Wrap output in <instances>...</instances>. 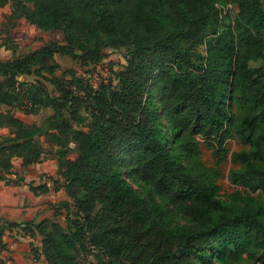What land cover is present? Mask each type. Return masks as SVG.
Listing matches in <instances>:
<instances>
[{
	"label": "trees",
	"instance_id": "1",
	"mask_svg": "<svg viewBox=\"0 0 264 264\" xmlns=\"http://www.w3.org/2000/svg\"><path fill=\"white\" fill-rule=\"evenodd\" d=\"M6 4L10 20L63 34L0 60V127L13 134L0 140V180L13 159L40 160L38 137L75 153L61 172L71 216L22 227L46 264H81L91 249L94 264H264V0ZM110 48L123 49L115 83L55 74V55L89 66ZM14 104L53 112L27 125L1 110ZM231 139L245 148L231 154L237 189L222 194Z\"/></svg>",
	"mask_w": 264,
	"mask_h": 264
},
{
	"label": "rangeland",
	"instance_id": "2",
	"mask_svg": "<svg viewBox=\"0 0 264 264\" xmlns=\"http://www.w3.org/2000/svg\"><path fill=\"white\" fill-rule=\"evenodd\" d=\"M10 11L9 4L0 7V60L24 55L50 40L63 42L61 31L38 28L24 18L12 21L9 19ZM55 59L59 64L55 71L57 76L68 79L67 72H72L91 85L104 80L115 83V71L123 63V49H105L104 57L96 65L82 66L69 57L59 55H55ZM35 78L33 74L20 76V80ZM40 81L52 89L49 81L42 78ZM1 110L11 111L27 125H43L45 118L53 112L50 108H43L38 112L28 113L22 106L15 104L2 106ZM73 126L77 127L76 123L73 122ZM79 128L85 127L79 126ZM12 135L10 127H0V140ZM37 141L42 147L40 160L23 166L20 159H13L11 172L5 174L0 180V227H4L0 238V261L4 264H46L39 251L40 237L38 235L31 237L22 230V227H25L27 221L38 222L43 218L55 220L64 225L66 218L72 213V206L64 205V202L70 204L71 200L65 193L61 172L64 160L73 158L75 153L72 151L62 157L56 152L57 146L48 142L46 137H38ZM70 147H73V143H70ZM244 148L245 145L236 139L228 142L227 157L220 164L221 176L218 179L222 194H228L237 189L229 179V173L239 167L231 154ZM202 156L208 165L214 163L215 159L211 150L205 145H202ZM10 223L18 224L11 226ZM94 255L95 250L91 249L81 260V264H94L96 261Z\"/></svg>",
	"mask_w": 264,
	"mask_h": 264
},
{
	"label": "built area",
	"instance_id": "3",
	"mask_svg": "<svg viewBox=\"0 0 264 264\" xmlns=\"http://www.w3.org/2000/svg\"><path fill=\"white\" fill-rule=\"evenodd\" d=\"M107 81L104 80V83H106ZM100 83V82H99ZM98 83V84H99ZM98 84H92L93 88H97L98 87Z\"/></svg>",
	"mask_w": 264,
	"mask_h": 264
}]
</instances>
